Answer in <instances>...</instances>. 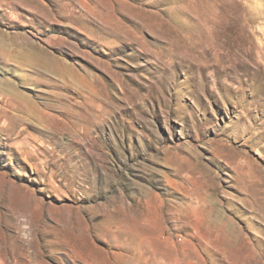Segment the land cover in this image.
I'll return each instance as SVG.
<instances>
[{
	"label": "rangeland",
	"instance_id": "rangeland-1",
	"mask_svg": "<svg viewBox=\"0 0 264 264\" xmlns=\"http://www.w3.org/2000/svg\"><path fill=\"white\" fill-rule=\"evenodd\" d=\"M0 264H264V0H0Z\"/></svg>",
	"mask_w": 264,
	"mask_h": 264
}]
</instances>
